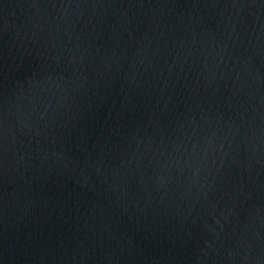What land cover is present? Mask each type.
Segmentation results:
<instances>
[{"label":"water","instance_id":"95a60500","mask_svg":"<svg viewBox=\"0 0 264 264\" xmlns=\"http://www.w3.org/2000/svg\"><path fill=\"white\" fill-rule=\"evenodd\" d=\"M0 264H264V0H0Z\"/></svg>","mask_w":264,"mask_h":264}]
</instances>
